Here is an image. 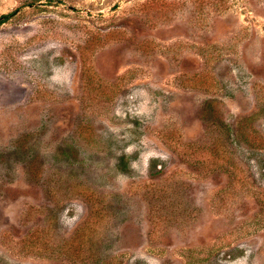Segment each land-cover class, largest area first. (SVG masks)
I'll return each instance as SVG.
<instances>
[{"label":"rangeland","instance_id":"obj_1","mask_svg":"<svg viewBox=\"0 0 264 264\" xmlns=\"http://www.w3.org/2000/svg\"><path fill=\"white\" fill-rule=\"evenodd\" d=\"M0 264H264V0H0Z\"/></svg>","mask_w":264,"mask_h":264},{"label":"trees","instance_id":"obj_2","mask_svg":"<svg viewBox=\"0 0 264 264\" xmlns=\"http://www.w3.org/2000/svg\"><path fill=\"white\" fill-rule=\"evenodd\" d=\"M4 18H6V16Z\"/></svg>","mask_w":264,"mask_h":264}]
</instances>
